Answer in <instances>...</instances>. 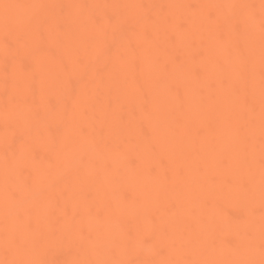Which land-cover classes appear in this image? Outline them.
Here are the masks:
<instances>
[{
  "label": "bare ground",
  "instance_id": "bare-ground-1",
  "mask_svg": "<svg viewBox=\"0 0 264 264\" xmlns=\"http://www.w3.org/2000/svg\"><path fill=\"white\" fill-rule=\"evenodd\" d=\"M264 264L261 0H0V264Z\"/></svg>",
  "mask_w": 264,
  "mask_h": 264
},
{
  "label": "snow or ice",
  "instance_id": "snow-or-ice-1",
  "mask_svg": "<svg viewBox=\"0 0 264 264\" xmlns=\"http://www.w3.org/2000/svg\"><path fill=\"white\" fill-rule=\"evenodd\" d=\"M262 6H264V0H261ZM9 264H15V262H9Z\"/></svg>",
  "mask_w": 264,
  "mask_h": 264
}]
</instances>
